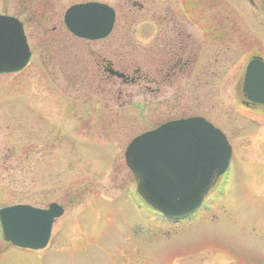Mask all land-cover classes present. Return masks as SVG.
<instances>
[{
    "label": "rangeland",
    "instance_id": "obj_1",
    "mask_svg": "<svg viewBox=\"0 0 264 264\" xmlns=\"http://www.w3.org/2000/svg\"><path fill=\"white\" fill-rule=\"evenodd\" d=\"M53 1L0 0V13L36 21ZM81 1L89 0L54 6L64 12ZM188 5L202 24H214L218 48L228 40L233 56L218 63L214 85L169 95L153 109L144 98L111 109L83 103L68 78H51L52 49L30 26V66L0 74V208L55 201L66 212L43 250L8 243L0 225V264H264V105L247 104L242 92L248 62L264 59V0ZM193 115L225 131L235 156L227 182L216 179L203 207L172 221L142 199L125 151L136 135Z\"/></svg>",
    "mask_w": 264,
    "mask_h": 264
},
{
    "label": "flooded vegetation",
    "instance_id": "obj_2",
    "mask_svg": "<svg viewBox=\"0 0 264 264\" xmlns=\"http://www.w3.org/2000/svg\"><path fill=\"white\" fill-rule=\"evenodd\" d=\"M56 1L36 21L18 17L31 45L32 25L35 35L51 47L52 54L47 56L51 78H68L69 89L93 108L111 109L113 103L131 106L144 98L153 109L169 95L214 85L218 63L233 56L228 40L218 48L214 24H202L188 0H112L116 22L111 34L99 40L70 33L65 22L67 8L64 12L62 7L55 8ZM246 103L256 104L247 98Z\"/></svg>",
    "mask_w": 264,
    "mask_h": 264
},
{
    "label": "water",
    "instance_id": "obj_3",
    "mask_svg": "<svg viewBox=\"0 0 264 264\" xmlns=\"http://www.w3.org/2000/svg\"><path fill=\"white\" fill-rule=\"evenodd\" d=\"M70 12H85L87 17L79 18V23L70 19L71 29L79 36L104 38L114 23L112 10L102 6L78 5ZM30 58L22 23L15 17L0 15V73L20 71ZM246 86L247 90L254 87L248 94L252 100L264 103L261 59L250 63ZM126 155L139 178L140 193L166 216L178 219L203 204L216 174L227 171L232 146L220 129L196 117L170 122L138 136ZM63 213L64 208L58 203L48 209L31 205L2 208L4 236L22 247L44 248L50 241L55 218Z\"/></svg>",
    "mask_w": 264,
    "mask_h": 264
}]
</instances>
